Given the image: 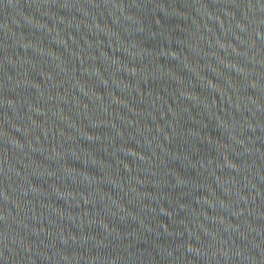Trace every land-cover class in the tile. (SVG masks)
I'll list each match as a JSON object with an SVG mask.
<instances>
[{
	"label": "water",
	"instance_id": "95a60500",
	"mask_svg": "<svg viewBox=\"0 0 264 264\" xmlns=\"http://www.w3.org/2000/svg\"><path fill=\"white\" fill-rule=\"evenodd\" d=\"M0 264H264V0H0Z\"/></svg>",
	"mask_w": 264,
	"mask_h": 264
}]
</instances>
